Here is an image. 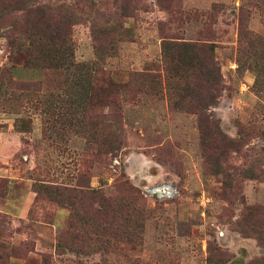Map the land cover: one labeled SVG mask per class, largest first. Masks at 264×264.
<instances>
[{
    "label": "rangeland",
    "instance_id": "obj_1",
    "mask_svg": "<svg viewBox=\"0 0 264 264\" xmlns=\"http://www.w3.org/2000/svg\"><path fill=\"white\" fill-rule=\"evenodd\" d=\"M32 4L70 36L0 6V264H264V0ZM180 43L213 45L215 133Z\"/></svg>",
    "mask_w": 264,
    "mask_h": 264
},
{
    "label": "trees",
    "instance_id": "obj_2",
    "mask_svg": "<svg viewBox=\"0 0 264 264\" xmlns=\"http://www.w3.org/2000/svg\"><path fill=\"white\" fill-rule=\"evenodd\" d=\"M32 0H0L2 9H19L26 12L25 28L22 32L28 37L36 33L44 35L52 43L67 47L69 27L61 26L58 17L50 13L45 6L31 5ZM179 64H189L193 67L195 77L190 87L193 101L189 102L188 110L197 115L199 128L215 133L216 121L207 113L223 90L220 67L213 57V45L210 43H180L176 53ZM212 123V124H211ZM208 125H213L208 126ZM218 135H221L217 133Z\"/></svg>",
    "mask_w": 264,
    "mask_h": 264
}]
</instances>
